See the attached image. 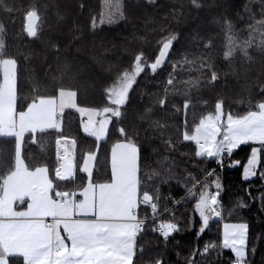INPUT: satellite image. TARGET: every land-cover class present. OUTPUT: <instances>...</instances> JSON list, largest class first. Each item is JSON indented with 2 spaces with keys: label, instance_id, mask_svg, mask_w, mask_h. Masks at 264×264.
<instances>
[{
  "label": "trees",
  "instance_id": "trees-1",
  "mask_svg": "<svg viewBox=\"0 0 264 264\" xmlns=\"http://www.w3.org/2000/svg\"><path fill=\"white\" fill-rule=\"evenodd\" d=\"M102 3L0 0V58L16 63L17 111L61 89L75 91L81 107H104L107 90L143 57L104 138L83 130L79 111L66 108L60 129L25 133L26 165L47 167L53 192H71L89 180L111 181L112 145L132 140L139 150L137 218L152 216L154 200L161 220L176 224L162 235L158 220L145 221L132 264H234L221 243L225 221L248 224L247 264H264V149L257 175L245 180L252 144L236 149L220 171L190 138L219 105L237 118L264 102V0H123L119 20L97 24ZM60 135L75 148V175L68 179L56 175ZM15 142L0 133V182L13 169ZM87 153L95 154L89 175L82 169ZM215 191L221 217L205 211L201 218V201ZM170 196L180 199L173 214L164 213ZM202 219L209 224L199 233ZM8 263L27 264L20 255Z\"/></svg>",
  "mask_w": 264,
  "mask_h": 264
},
{
  "label": "rangeland",
  "instance_id": "rangeland-1",
  "mask_svg": "<svg viewBox=\"0 0 264 264\" xmlns=\"http://www.w3.org/2000/svg\"><path fill=\"white\" fill-rule=\"evenodd\" d=\"M122 1L103 0L102 12L97 24L119 20L122 13ZM162 58L163 56L160 59ZM142 66L143 57L137 55L134 69L120 75L107 90L110 102L104 107H81L76 103L75 91L61 89L57 97H40L31 102L26 109L17 111L16 63L12 58H0V133L13 136L16 141L14 166L12 171L0 182V199L8 204L12 202L18 206H28L29 211L45 208L46 198L53 203L56 202L57 205L61 204L62 200H57L56 196L52 194V183L47 167L40 166L31 169L26 165L22 156L25 133L45 128L60 129L64 110L74 108L79 111L82 117V129L98 139L104 138L114 116L118 114L117 101L122 95L125 96L134 73ZM222 116V108L219 105L214 114L206 116L195 127L190 138L197 143L199 139L205 143V145L198 143L199 154L215 156L218 147L226 141L227 136H223L221 132ZM58 141L60 145L57 144L59 161L56 170L57 176L60 174L64 162L69 161L75 164L73 141L61 135L58 137ZM230 143L232 151L238 148L234 141ZM138 158L139 150L134 141L125 139L116 141L110 151L111 183L99 184L95 181H88L82 189L69 192L71 201L66 211L65 235L67 238L65 240H70L72 245H76L78 248L71 257L70 264L80 261V258L75 255L84 252V249H94L97 252L98 261L101 259L104 264H132V253L136 249L134 240L136 223L130 218L136 217V206L139 201ZM259 159L260 148L252 146L244 169L254 166L256 170ZM94 160V153L86 154L82 169L88 175L91 174L94 167ZM249 161H252L251 166ZM216 192L212 193L210 197ZM56 194L61 195L62 192L56 190ZM218 201L215 207L205 210L213 217L222 215L220 194ZM74 203H78L76 212L73 210ZM235 223L226 221L222 223V246L226 231L224 225ZM57 225L58 230L61 231L62 224L58 222ZM108 244L111 245L112 252L106 251ZM103 253H105V258H103ZM88 262L89 259L82 263L87 264Z\"/></svg>",
  "mask_w": 264,
  "mask_h": 264
},
{
  "label": "crops",
  "instance_id": "crops-1",
  "mask_svg": "<svg viewBox=\"0 0 264 264\" xmlns=\"http://www.w3.org/2000/svg\"><path fill=\"white\" fill-rule=\"evenodd\" d=\"M221 132L223 136H227L223 144H228L230 148L232 147L230 142L234 141L238 148L245 144H252L258 146L260 150L264 149V102L260 103L257 110L242 117L233 118L223 114ZM49 178L53 190V180L50 176ZM111 181L97 183L105 184ZM57 191H61L62 194H56V191H52V194L57 200H62L61 204L57 205L56 202L53 203L46 198L45 208L36 211H29L28 206H18L12 202L8 204L0 199V264H9L8 257L11 255L24 257L27 264H70L71 257L78 249L76 245H72L70 240H65L67 238L65 219L67 207L71 201L70 191ZM77 205L78 203L73 204L74 212L77 210ZM53 217L55 219L51 223L49 218ZM136 218L137 216L130 219L136 223ZM58 222L62 224L61 231L58 230ZM134 230L136 241L135 226ZM108 245H106V251L112 252L111 245ZM135 251L136 249L133 250L132 260ZM75 256L80 258L76 264H83L82 262L88 259L87 264H104L103 260L98 261L97 252L94 249H84V252ZM103 258H105V253H103Z\"/></svg>",
  "mask_w": 264,
  "mask_h": 264
},
{
  "label": "snow or ice",
  "instance_id": "snow-or-ice-1",
  "mask_svg": "<svg viewBox=\"0 0 264 264\" xmlns=\"http://www.w3.org/2000/svg\"><path fill=\"white\" fill-rule=\"evenodd\" d=\"M219 163V162H218ZM238 164V162H237ZM249 165H252V161H249ZM234 166V165H233ZM257 172L255 167H246L243 171V179L248 180L251 177H255ZM262 180H264V174L261 175ZM216 189H220L221 185L219 182L214 183ZM219 191L212 195L207 200L201 201L199 216L204 217L205 210L215 207L218 201ZM202 223L205 227L199 229V233H203L206 225L209 224V220L202 219ZM174 227V226H173ZM248 224L247 223H235V224H225V233L223 236V248L230 250L234 254V264H247V234H248ZM173 229L169 228V232ZM215 247V246H213Z\"/></svg>",
  "mask_w": 264,
  "mask_h": 264
},
{
  "label": "built area",
  "instance_id": "built-area-1",
  "mask_svg": "<svg viewBox=\"0 0 264 264\" xmlns=\"http://www.w3.org/2000/svg\"><path fill=\"white\" fill-rule=\"evenodd\" d=\"M198 143L200 145L204 144L202 140H199ZM233 152L234 151H232L231 148L227 144H221L218 147L217 153L214 156L216 159V167L214 168V170L218 169L222 171L223 164L229 159V157L233 154ZM169 199H171L172 204L168 208L165 209L164 213L168 212L170 214H173V211L171 210L178 203L180 199L179 198L176 199L173 196H170ZM149 203H150V212L152 213V216L150 218H147V217L136 218V231H139L142 229L145 221L149 219L151 220L156 219L159 221L157 230L160 234L167 235V234L172 233L173 230L176 228V224L171 221L163 222L160 218L162 214H156V210H157L156 202L154 200H150ZM54 219H55L54 217L49 218V221L53 223ZM169 228H172L173 230L169 232Z\"/></svg>",
  "mask_w": 264,
  "mask_h": 264
},
{
  "label": "water",
  "instance_id": "water-1",
  "mask_svg": "<svg viewBox=\"0 0 264 264\" xmlns=\"http://www.w3.org/2000/svg\"><path fill=\"white\" fill-rule=\"evenodd\" d=\"M125 96L122 95L121 98L117 101L118 105H122L124 102ZM58 145L60 142L58 141ZM75 173V164L74 162L66 161L62 164L60 174L58 175L61 179H68L74 176Z\"/></svg>",
  "mask_w": 264,
  "mask_h": 264
},
{
  "label": "bare ground",
  "instance_id": "bare-ground-1",
  "mask_svg": "<svg viewBox=\"0 0 264 264\" xmlns=\"http://www.w3.org/2000/svg\"><path fill=\"white\" fill-rule=\"evenodd\" d=\"M208 172H209V171H208ZM208 172H207V173H208ZM209 174H210V173H209ZM207 176H208V175H207Z\"/></svg>",
  "mask_w": 264,
  "mask_h": 264
}]
</instances>
